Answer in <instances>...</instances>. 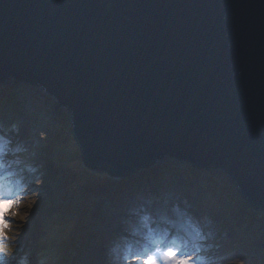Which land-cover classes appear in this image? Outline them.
I'll return each instance as SVG.
<instances>
[{
	"label": "water",
	"instance_id": "1",
	"mask_svg": "<svg viewBox=\"0 0 264 264\" xmlns=\"http://www.w3.org/2000/svg\"><path fill=\"white\" fill-rule=\"evenodd\" d=\"M69 113L82 165L219 170L264 211V0H0V84Z\"/></svg>",
	"mask_w": 264,
	"mask_h": 264
},
{
	"label": "rangeland",
	"instance_id": "2",
	"mask_svg": "<svg viewBox=\"0 0 264 264\" xmlns=\"http://www.w3.org/2000/svg\"><path fill=\"white\" fill-rule=\"evenodd\" d=\"M6 84L12 85L17 84V82L10 81ZM16 90L20 92L18 94L19 101L23 104L15 116V121L19 125L18 134H12L10 139L6 140L4 147L6 151L0 153V169L13 166L18 161L26 163V166L32 167L35 172L28 176L27 184L11 198L8 207V209H12L10 214L5 216V220H0V224L4 225L0 228V261H4V264H21V262L22 264H37L39 253L47 250L50 256L49 264H103V261L97 259L95 261L94 255L104 258L100 249V242L105 235L109 246H115L113 248L114 254L127 256L130 260L132 250L129 246L137 243L133 239L140 238V233L148 231V224H145L141 217L137 218L139 214L130 211V205H120L108 201L104 204L101 212L103 220L94 227V236L86 243L78 242L81 240V233L79 236L73 233L76 221L72 214L65 215L63 212L65 200L69 198L67 195L69 190L64 189L63 171L66 169L68 159L79 160V154L70 140H66V144L57 148L55 153L45 150L42 138L47 136L46 129L49 124L51 127L53 124L49 118L43 117L41 114L36 116L32 111V104H44L46 101L43 97L47 95L39 87L20 85ZM50 101L56 103L52 98ZM48 104V107L53 105L50 102ZM12 145L13 148H10ZM57 154L60 155L56 158ZM44 155H47L49 159L46 160ZM164 161L167 162L165 163L168 170L171 172L176 170V162L169 159ZM52 163L55 164L53 167L55 169L48 170L49 164ZM209 170L213 174L221 173L216 169ZM174 172L176 173V171ZM171 176H173L171 179H167V177L159 179L160 183L156 191H147L146 194L142 195V198L139 197V200L145 202L150 195L160 192L164 194L167 203L169 201L171 204L175 203L168 205L180 207L183 203L186 204L189 212L197 214L203 221L198 231L200 236H202L203 231L206 239L202 240L203 245L200 248L205 249L210 245H217L205 255H219L222 257L219 264H239V261L251 264L254 258L259 259L258 247L255 250L253 247L246 250L253 236L239 229L234 231L230 225L227 226L222 223L225 219L224 210L209 208L213 201L208 198L209 191L203 182L199 183L200 189L196 190L192 186L188 191H185L182 184L174 185V187L171 185V182H177L174 179L177 176L175 174ZM8 179L10 180L8 176H5L1 181L5 182ZM166 182H170V188L165 185ZM146 188L148 189V187ZM156 198H159V195H156ZM74 204L76 202L73 199L69 201L70 207H73ZM215 207H217L216 204ZM184 209L181 208L179 211L184 213L186 211ZM253 214L260 222L255 227L259 229L258 234L262 235L264 233V211H253ZM46 222L48 223L45 225ZM181 224L185 228L189 226L188 222L185 221H181ZM70 228L71 232L65 239L64 232ZM43 230L46 234L42 232ZM225 231L227 235L222 236L221 233ZM209 233L211 235H208ZM147 234L144 238L150 237L151 233ZM193 237V235H188L190 243L185 242L184 244L191 245ZM237 243L238 245H236ZM241 244H244L245 247L242 248ZM166 249L164 248L162 251L165 252ZM173 249L176 250V248ZM224 253L230 254L225 256ZM18 257L21 258L20 262H17ZM177 257L179 258V254ZM260 262L257 260L255 264H262ZM135 263L138 264V262Z\"/></svg>",
	"mask_w": 264,
	"mask_h": 264
},
{
	"label": "trees",
	"instance_id": "3",
	"mask_svg": "<svg viewBox=\"0 0 264 264\" xmlns=\"http://www.w3.org/2000/svg\"><path fill=\"white\" fill-rule=\"evenodd\" d=\"M19 84L24 86V84L18 82L12 85L0 84V116H15L18 113L17 111L21 103L18 96L20 92L16 88L20 86ZM43 99L46 101L43 105L39 104L38 106L34 104V107L37 109L44 108L45 104L49 102L50 104H56L51 102L47 96H44ZM66 116L67 114L61 111L57 118H55L54 128L49 130L48 138L44 140L46 143L43 144L47 152H54L59 147V140L65 138L66 129H63L62 126H57L56 122L57 120L62 124L68 122L65 118ZM13 123L16 122L12 119L9 125L11 126ZM72 161L76 165L75 170L69 167ZM157 164L150 169L140 172L136 176L117 181L108 179L105 176L107 179L103 180L102 177L93 175L83 167L80 159H68L66 169L63 172L65 177L64 189L69 190L67 193L69 198L65 200L66 204L63 212L65 215H73V219L76 221L73 233L77 236L81 233V240H78V242L82 241L86 243L94 236V227L103 220L101 212L106 202L124 205L131 198L138 197V193L147 192V181L149 179L157 181L162 177L158 176L157 172L164 175L163 170ZM175 165L176 174L185 180L186 190L192 187L193 183L196 190L200 189L199 183L203 182L205 188L209 191L208 198L224 210L225 219L223 223L227 226L230 225L236 231L239 229L253 236L246 250L251 247L255 250L258 247L257 253L259 259L254 258L251 264L257 263V260H260V263L264 264V233L262 235L258 234L259 229L255 227L260 222L239 196L234 186L230 182H227L224 177L213 174L208 169L200 170L181 163H176ZM52 169L55 168L53 166L48 167V170ZM77 184L80 185L79 190L75 187ZM72 199L76 204L70 207L69 201ZM231 203L232 205H230ZM241 246L245 247L244 244H241Z\"/></svg>",
	"mask_w": 264,
	"mask_h": 264
},
{
	"label": "bare ground",
	"instance_id": "4",
	"mask_svg": "<svg viewBox=\"0 0 264 264\" xmlns=\"http://www.w3.org/2000/svg\"><path fill=\"white\" fill-rule=\"evenodd\" d=\"M33 106H32V111L35 113V115L37 116V115H42L43 117H46V118H49L50 119V121H51V123L54 125V120H55V118H57V116L60 114V112L61 111H64L66 114H67V116L65 117L66 118V120H70V118H69V113H68V111L66 110V109H64V108H61V107H59L58 106V104H53V105H51L50 107H48V105L49 104H45V107L44 108H40V109H37L36 107H34V104H32ZM36 105V104H35ZM38 106H39V104H37ZM40 105H43V104H40ZM3 116H0V124H1V121L2 120H4L2 123H5V119L6 118H2ZM48 119V120H49ZM49 123V122H48ZM48 125V124H47ZM51 124H49V127L46 129V131H47V136H44L43 138H42V142L44 141V140H46L47 138H48V132H49V130L51 129H53L54 127L52 126H50ZM56 125L57 126H62V128L63 129H66V136H65V138L64 139H60L59 140V147L58 148H60V146H63L64 144H66L65 142H66V140H70L71 142H73V146L76 148V150L78 151V154H79V158H80V153H79V149H78V147H77V145H76V142H75V138H74V136H73V134H72V128H71V120L69 121V122H65V123H60V121L58 122V120H57V122H56ZM46 126V125H45ZM3 135V137H5V139H10V137L12 136V134H8V133H5V134H2ZM46 138V139H45ZM166 159H169V158H164L162 161H160L161 163H158L157 165L160 167V169L161 170H163V172H164V175L162 174H160L159 172H157L158 174V176H162V177H160V179L161 178H163V177H167V179H171L173 176H171V175H174L175 174V172L173 173V172H171L170 170H168V169H165V168H167V162L166 161H164V160H166ZM176 160V159H175ZM175 160H172V161H174V162H176ZM80 162H81V159H80ZM166 162V163H165ZM82 163V162H81ZM176 163H179L178 161L176 162ZM156 165V164H155ZM154 165V166H155ZM84 167V166H83ZM85 168V167H84ZM151 167H149L148 169H150ZM86 169V168H85ZM86 170H88V169H86ZM147 170V169H146ZM89 171V170H88ZM143 171H145V170H142V171H140V172H143ZM140 172H138V173H136V174H134V175H131L130 177H132V176H136L137 174H139ZM211 172V171H210ZM173 173V174H172ZM93 174H95V175H98V176H100V177H102V179L103 180H105V179H107V178H105V177H108L106 174H104V173H102V172H98V173H93ZM219 176H222V177H224V175L223 174H218ZM105 176V177H104ZM130 177H125V178H118V179H116L117 181H119V180H126V179H128V178H130ZM224 179L227 181V182H229L228 181V179L227 178H225L224 177ZM149 181L151 182V184H152V187H156V185L158 184V183H160V180H159V182H156V181H153L152 179H149ZM180 184H182L183 186L185 185V180H183L182 178H180ZM179 184V185H180ZM165 185H168L169 187L168 188H170L171 187V185H172V182H171V185H170V182H166L165 183ZM194 185V183L192 184V186ZM158 188V187H157ZM143 194H146V192L145 193H138L137 194V196L138 197H140V198H142V195ZM159 195V198H156L155 199V196L156 195ZM155 194H153V195H150V197H149V199L147 200V201H149V200H153V201H155V202H153V201H151L149 204H145V205H143V204H141V205H137V203L135 202V203H132V205H130L131 206V208H130V211L131 212H135L136 214H142V215H144L145 214V221H144V223L145 224H148V228H150V230H152L153 232H155L156 233V231H157V234L160 236V239L157 241H155L157 244L158 243H160L161 241H162V239H163V237L165 236L166 238L168 237V238H171L172 239V241L170 242V243H173L174 244V246H171L172 248H176V250H180V252L178 253L179 254V257L180 256H182V255H184V256H189V255H192V252L189 250V248L188 247H185V235L184 234H178V235H175V236H172V237H169V235L168 234H164V235H162L161 233H160V231H158L159 229H161V225H159V224H151V222H150V220H152L153 218H155V217H152V214H153V212L156 214V216H157V218H159L158 220H161L162 222H167V220H168V215H170L171 216V219H172V223H174L175 225H178L179 227H180V225L178 224L179 222H181V221H185V222H188L189 224H191L192 225V228H191V230H189L187 233H188V235H193V233H194V230H195V228H201V226H202V223H203V221H199V216L197 215V214H195V213H191V212H187V214H184V215H182L181 217H180V219L177 217L176 218V215L175 214H173V212L175 211V209L176 208H173L172 207V210L171 209H169L168 208V203H167V201L165 200V197H164V194L163 193H160V192H158V194H157V192L155 193ZM145 197V196H144ZM148 198V197H147ZM167 199V198H166ZM158 201V203H156ZM213 201V200H212ZM115 204H117V203H115ZM159 204V205H158ZM211 208L210 209H219V208H221L220 206H218L217 205V207H215V203H213V202H211ZM174 209V210H173ZM152 213V214H151ZM150 214V215H149ZM197 221H199V222H197ZM212 222V221H211ZM153 225H155V228L153 229ZM170 225L171 224H169L168 226H166L165 227V229L166 230H168L169 232H170ZM183 227V226H182ZM181 228V227H180ZM164 229V228H163ZM194 229V230H193ZM234 230V229H233ZM235 231V230H234ZM182 232H184L185 233V231L183 230ZM197 232V231H196ZM187 233H186V236H187ZM199 234V233H198ZM197 234V236H199ZM142 236H144V235H142ZM195 238V236L193 237V239L191 240V242H196L197 240H198V238L196 239H194ZM143 240H151L150 238H148V237H146V238H143L141 241H143ZM164 241L166 240L165 238L163 239ZM140 241V242H141ZM168 241V240H167ZM150 242V241H149ZM188 243H190V241H188ZM167 245L168 244H166V245H164V247L165 248H167ZM148 249L150 248V246L148 245V247H147ZM182 250V251H181ZM139 252H141V251H139ZM94 259H95V261H96V259L97 260H100V261H103V259L104 258H102V257H99V256H97V255H94ZM193 260H195V257H193ZM136 264V263H135Z\"/></svg>",
	"mask_w": 264,
	"mask_h": 264
},
{
	"label": "clouds",
	"instance_id": "5",
	"mask_svg": "<svg viewBox=\"0 0 264 264\" xmlns=\"http://www.w3.org/2000/svg\"><path fill=\"white\" fill-rule=\"evenodd\" d=\"M0 128H3V125H0ZM12 129H18V125L13 123L11 125ZM0 139H3L0 137ZM3 149L0 148V152ZM116 226V225H115ZM3 225L0 224V228ZM208 235H211L209 233ZM222 236H226L227 232L221 233ZM201 239H206V236H201ZM110 247L106 235L102 238L100 242V249L103 252V264H134V262H138V264H158L155 259L158 253H161L160 247H156L155 251H150L148 248H144L142 252H138L136 250H132L131 259L129 260L127 256H118L114 254V248ZM217 247V245H210L205 249L197 248L192 255L189 256H180L177 257V251L172 247H168L164 253H162L163 264H219V260L222 258L219 255H205L206 252H209L211 249ZM230 253H224L225 256ZM195 257V260H193ZM50 256L47 250L41 251L39 253L37 264H49ZM0 264H4V261H0ZM239 264H245V261H239Z\"/></svg>",
	"mask_w": 264,
	"mask_h": 264
},
{
	"label": "snow or ice",
	"instance_id": "6",
	"mask_svg": "<svg viewBox=\"0 0 264 264\" xmlns=\"http://www.w3.org/2000/svg\"><path fill=\"white\" fill-rule=\"evenodd\" d=\"M44 143H46V141H44ZM69 167H71L72 169L75 170L76 165H75V163L72 161L71 164L69 165ZM75 187H76L77 190H79L80 185L77 184ZM0 202L7 203L6 201H3V198H2V197H0ZM0 215H2V214H0ZM3 227H4V225H3ZM70 232H71V228L64 232V238H65V239H67V237H68V235L70 234Z\"/></svg>",
	"mask_w": 264,
	"mask_h": 264
}]
</instances>
